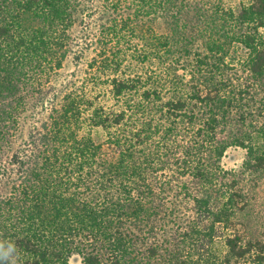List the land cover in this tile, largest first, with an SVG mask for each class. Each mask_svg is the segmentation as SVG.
<instances>
[{"label":"trees","instance_id":"16d2710c","mask_svg":"<svg viewBox=\"0 0 264 264\" xmlns=\"http://www.w3.org/2000/svg\"><path fill=\"white\" fill-rule=\"evenodd\" d=\"M0 245L264 264V0H0Z\"/></svg>","mask_w":264,"mask_h":264},{"label":"rangeland","instance_id":"374dc122","mask_svg":"<svg viewBox=\"0 0 264 264\" xmlns=\"http://www.w3.org/2000/svg\"><path fill=\"white\" fill-rule=\"evenodd\" d=\"M223 1L228 7H232V8L236 9L241 4L247 3L249 0H223ZM72 70H73V63L71 60H69L66 63V66H65V69L63 70V73H69ZM97 135L98 134H96V137L99 140L100 137ZM245 155H246V152L244 150L239 149V148H231L227 151V153L223 159V164L227 168H236L244 161Z\"/></svg>","mask_w":264,"mask_h":264},{"label":"clouds","instance_id":"9594fccd","mask_svg":"<svg viewBox=\"0 0 264 264\" xmlns=\"http://www.w3.org/2000/svg\"><path fill=\"white\" fill-rule=\"evenodd\" d=\"M0 249H2V245H0ZM16 251L15 246H10L9 249L7 250H2L0 251V260L7 258L9 256L10 253ZM17 259L15 257L12 258L11 260V264H16Z\"/></svg>","mask_w":264,"mask_h":264}]
</instances>
